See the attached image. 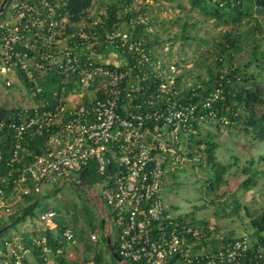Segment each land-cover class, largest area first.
<instances>
[{"label":"built area","instance_id":"obj_1","mask_svg":"<svg viewBox=\"0 0 264 264\" xmlns=\"http://www.w3.org/2000/svg\"><path fill=\"white\" fill-rule=\"evenodd\" d=\"M65 3L0 0V72H13L16 78L19 70L38 92L39 80L52 68L67 80L75 77L79 91L86 92L95 84L93 94H101L100 98L94 94L89 104L69 103L67 96L79 91L61 94L53 110L35 108L32 114L17 113L9 121L16 137L12 160L25 148L26 135L53 129L48 148L34 155L20 174L17 199L28 192L27 179L34 182L37 192L43 185L61 186L73 182V173L93 160L104 178L96 182L90 196L101 214L104 235L114 239L119 263L253 264L262 258L264 244H253L245 235L217 248L200 247L199 241L208 238L205 233L163 198L164 172L184 158L178 151V132L194 131V122L215 121L214 103L224 98L221 88H213L201 100L178 98L176 64L165 57L152 59L142 40L130 38L126 31L107 33L104 39L137 55L135 63L106 67L110 60L91 59L93 53L89 55L82 47L88 37L84 25L66 33L68 19L61 10ZM151 3L131 0L135 8ZM138 21L151 31L146 16H139ZM12 83L13 79L5 78V86ZM199 87L200 82L193 84L194 95ZM221 120L229 122L226 117ZM10 211V203L0 193V216ZM56 215L54 209L47 210L32 225L54 228ZM62 238L74 241L70 229L62 231ZM0 264H54V259L46 236L26 230L2 240Z\"/></svg>","mask_w":264,"mask_h":264},{"label":"trees","instance_id":"obj_2","mask_svg":"<svg viewBox=\"0 0 264 264\" xmlns=\"http://www.w3.org/2000/svg\"><path fill=\"white\" fill-rule=\"evenodd\" d=\"M187 2L189 8L199 9L204 18L212 20L213 25L221 29L217 37L210 40L202 36L199 37L197 33H190L189 28L193 26L191 23L196 20L191 22L182 15L168 21L169 23L181 21L179 34L169 35L167 38L169 50L178 37L181 40V51H179L176 61V66L179 68L176 83L179 90L177 97L182 100H201L215 87H220L224 95L223 99L214 103L215 121L208 120L207 122L216 128L215 132L209 129L202 132V125L194 122V131L186 134L179 131L178 139L179 137L185 138L177 139L178 151L183 157L191 158L192 149H194L198 154L197 162L201 165L202 158L199 153L204 155L208 175L206 187L208 191H212L225 182L224 176L232 167L231 161L222 162L216 156L219 143L215 137L221 127L250 133L255 139L264 141V23L262 22L264 0H187ZM95 5L101 11L92 13L91 9ZM149 9L150 4H142L139 8H135L132 6L131 0H66L65 5L61 8L68 19L66 33L77 30L79 25H84L88 37L82 47L89 55L93 53L94 57L91 56V59L96 61L98 58L107 59L109 55L115 53L121 59L118 62L120 68L125 67L124 63H135L138 59L137 55L122 50L115 43L104 39L107 33L113 31H126L130 38L142 40L145 49L150 51L152 59L159 57L155 46L160 45L162 40L157 34L152 35L146 31L144 24L138 21L139 16L144 15L148 18V23L151 26V19L147 15ZM69 23L74 26L68 25ZM74 38L75 41L78 40L76 34ZM195 38H198L199 43L207 46L197 47L194 52L195 58L191 60V66L185 67L184 64L189 61L184 44L188 40H195ZM78 46L80 45L78 44ZM245 49L246 51H244ZM243 51L248 54V57L244 62H239L237 55ZM115 64L111 61L105 66L113 67ZM253 67L257 70L254 71ZM185 73L193 76L192 86L186 85ZM16 74L18 80L25 87L27 95L34 100L37 106L23 108L20 105H0V193L9 203L16 197V185L24 167L34 155L41 154L48 148V140L53 133V129H43L37 133L26 135L22 141L25 148L19 149L18 157L12 160L16 137L14 130L8 126L9 121L15 118L17 113L28 116L34 112L35 108L53 110L54 106L58 104V97L61 94L80 90L75 77L67 80L63 74L52 68H49L43 78L39 80L40 91L38 92L34 90L31 83L27 82L19 70L16 71ZM196 82H200L201 87L195 88L196 94L194 95L191 88ZM94 86L95 84L90 85L87 91L92 92ZM151 86L154 89L156 84L152 83ZM7 87H11V85ZM94 94L98 98L101 97L98 91ZM93 100V97L84 95L81 104H89ZM199 109L200 113L204 112V108L200 107ZM122 111V108L119 109L120 113H123ZM222 117H226L229 122L224 124L221 120ZM259 159L264 160V154L260 155ZM254 162V157H250L241 167L244 177L238 184L239 189H248L255 184L259 171L254 169ZM73 175L76 181L74 180L71 184L74 186L83 184L92 187L104 178V175L97 170L93 160H90L85 167ZM26 183L29 190L27 193L20 194L18 208L10 211L6 216H0V236L4 230L15 227L20 220L25 219L28 215L37 220L41 213L54 209L57 212L54 218V228L45 227L43 229L40 226H36V228L34 226V230L31 231V234L46 236L54 264H74L75 261L67 259L66 255L68 248L74 247L76 244L81 246L84 261L89 260L91 256V260L95 264H116L108 249L105 235L101 231L102 219L98 217L90 203L79 201L70 207L65 202L56 200L50 204L42 205L40 201L45 197L54 196L63 184L61 186L53 185L47 192L41 193L34 190V182L31 179H27ZM262 192L264 193V185ZM33 202L35 204L25 214H22V211ZM169 206L178 208L174 204H169ZM37 207H39L38 210H35ZM196 208V206H192L190 211L184 213V218L192 225L199 227L208 237L199 241L200 247L209 245L212 248H217L238 237L233 236L232 233L224 234L220 239L213 237L210 230L207 229V221L196 217ZM244 211L251 227V232L246 236L253 244H264V207L261 210H250L244 206ZM64 229L72 231L73 242H66L62 238ZM18 234L20 232L6 235L0 239V243L3 239L11 240ZM92 234H96L95 240L91 239ZM23 235L27 237L28 234L23 233ZM110 240L115 250L116 244L112 236ZM56 248H60V252H57ZM39 260L42 261L41 256H39ZM253 264H264V255L262 258L255 259Z\"/></svg>","mask_w":264,"mask_h":264},{"label":"rangeland","instance_id":"obj_3","mask_svg":"<svg viewBox=\"0 0 264 264\" xmlns=\"http://www.w3.org/2000/svg\"><path fill=\"white\" fill-rule=\"evenodd\" d=\"M99 11L101 10L96 5L91 9L92 13ZM147 13L151 19V31L149 32L152 35L157 34L162 40L160 45L155 46L159 57H165L168 61H172L175 64L178 60L179 51H181V40L178 37L173 43L171 50H169L167 38L169 35L179 34V23L181 21L169 23V20L182 15L191 22L196 20L191 23L193 26L189 28L190 33H197L199 37L202 36L210 40L215 39L221 31V29L213 25L212 20L204 18L199 9L189 8L187 0H153ZM205 46L207 45L199 43L198 38L186 41L184 48L188 61L195 58L194 52L197 47ZM244 51L237 55L239 62H244L248 57V54ZM253 69L254 71L257 70L255 67ZM192 77L185 73L186 82L193 81ZM5 78L13 79L11 87L5 86ZM84 95H88L90 98L94 96L93 92L79 91L71 93L67 98H69V103H80ZM0 105H20L23 108L37 106L34 100L27 95L25 87L17 77L15 78L13 72H0ZM207 129L212 132L216 131L213 125L203 124L202 132ZM184 138L179 137L182 140ZM215 139L219 143L216 150L218 159L222 162L231 161L232 163V167L224 176L225 182L217 189L208 191L206 187L208 175L205 157L202 153H199L202 158V164L199 165L197 162L198 154L192 149L193 155L191 158L184 156L180 162L167 167L164 175L163 198L168 205L174 204L184 213L190 211L192 206H196V217L207 221V229L217 239L228 233H232L233 236H246L251 232V227L248 223L244 206H247L250 210H261L264 207V193L262 192L264 185V160L259 159V156L264 154V141L255 139L250 133L228 130L225 127L219 129ZM250 157H254L253 167L259 171L256 182L248 189H239L238 184L244 177L241 167ZM94 188V186L88 187L83 184L74 186L70 181H67L54 196L45 197L40 202L45 205L57 200L73 207L77 202L84 201L88 204L90 203L98 217L101 218V214L90 196V191ZM49 189L48 185H43L40 192H47ZM18 204L19 199L15 197L10 202L11 212L18 208ZM38 208L35 210H38ZM34 221L36 220L29 215L26 216L15 227L4 230L0 239L15 232L33 231L34 226L36 227V225H32ZM101 231L103 232V230ZM66 257L75 261L74 264H95L91 260V256L89 260L84 261V254L78 244L68 248ZM115 262L116 264H121L116 260Z\"/></svg>","mask_w":264,"mask_h":264},{"label":"water","instance_id":"obj_4","mask_svg":"<svg viewBox=\"0 0 264 264\" xmlns=\"http://www.w3.org/2000/svg\"><path fill=\"white\" fill-rule=\"evenodd\" d=\"M2 9V5H0V10ZM35 204V202H33L31 205H29L26 209H24L22 211V214H25L33 205ZM106 238V242H107V245H108V249L111 253V255L114 257V259L116 261H118V263L121 261V258L120 256L116 253V251L114 250L113 246L111 245V240H110V236L109 235H106L105 236Z\"/></svg>","mask_w":264,"mask_h":264},{"label":"crops","instance_id":"obj_5","mask_svg":"<svg viewBox=\"0 0 264 264\" xmlns=\"http://www.w3.org/2000/svg\"><path fill=\"white\" fill-rule=\"evenodd\" d=\"M262 22L264 23V17H263V19H262ZM106 60L113 61L114 63H117V62H120V61H121V59H120V58L117 56V54H115V53H112L111 55H109V57H108ZM191 64H192V62L189 61V62H186V63L184 64V66H185V67H189V66H191Z\"/></svg>","mask_w":264,"mask_h":264}]
</instances>
